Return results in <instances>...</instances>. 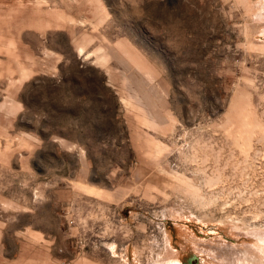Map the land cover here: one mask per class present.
<instances>
[{
	"label": "rangeland",
	"instance_id": "obj_1",
	"mask_svg": "<svg viewBox=\"0 0 264 264\" xmlns=\"http://www.w3.org/2000/svg\"><path fill=\"white\" fill-rule=\"evenodd\" d=\"M160 262L264 264V0H0V264Z\"/></svg>",
	"mask_w": 264,
	"mask_h": 264
},
{
	"label": "bare ground",
	"instance_id": "obj_2",
	"mask_svg": "<svg viewBox=\"0 0 264 264\" xmlns=\"http://www.w3.org/2000/svg\"><path fill=\"white\" fill-rule=\"evenodd\" d=\"M170 263H174V260H172ZM160 264H163V263L160 262Z\"/></svg>",
	"mask_w": 264,
	"mask_h": 264
}]
</instances>
